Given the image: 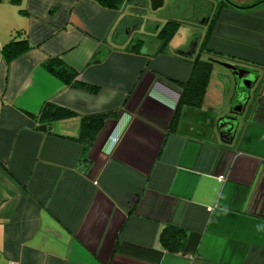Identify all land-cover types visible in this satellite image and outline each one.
<instances>
[{"label":"crops","instance_id":"obj_1","mask_svg":"<svg viewBox=\"0 0 264 264\" xmlns=\"http://www.w3.org/2000/svg\"><path fill=\"white\" fill-rule=\"evenodd\" d=\"M189 2V21L204 23L195 47L151 55L133 36L144 0L0 1V50L17 31L32 46L10 62L0 53L2 264H264V0ZM205 38L260 83L241 98L231 72L223 106L184 105L173 126ZM54 56L98 90L51 73ZM46 103L74 114L45 127ZM108 109L85 150L82 116ZM167 225L186 231L182 250L162 248Z\"/></svg>","mask_w":264,"mask_h":264},{"label":"trees","instance_id":"obj_2","mask_svg":"<svg viewBox=\"0 0 264 264\" xmlns=\"http://www.w3.org/2000/svg\"><path fill=\"white\" fill-rule=\"evenodd\" d=\"M10 1L19 2L20 0ZM99 1L106 6H116L120 0ZM180 24L181 22L179 21L168 20L162 25L157 34L158 37H162L165 41L163 48L167 44L168 38H170L171 35L173 36V34L178 30ZM19 33L20 31H17L15 36L5 43L0 50V53L3 54L8 62L22 55L32 47L29 43L28 37L25 35L19 36ZM163 48L161 51H163ZM205 53L213 54V57L217 58V56L213 53V49L208 47L206 38L202 41L199 52H197V54L193 56L191 60H189L192 63L190 75L186 80L180 81L182 85V92L178 101L177 109L174 113L173 126H175L180 115L181 108L184 105L199 107L203 103L204 95L206 93L207 85L210 79V73L213 69V65L215 64L214 60H211L210 58L208 59V57L204 58L202 56ZM43 65L46 69H48L51 73L59 77L68 85L84 90H98L97 86L81 80L77 71L67 65L58 56L46 59L43 62ZM116 113V109H108L82 116L80 132L74 138L82 142L86 150L94 144L97 135L103 128L105 120L108 117L115 116ZM73 114L74 111L71 109L60 107L52 103H46L41 111L40 119L43 122V126L46 127L55 120L63 119ZM186 236V231H184L182 228L173 225H167L161 233L162 248L170 252L180 251L184 248Z\"/></svg>","mask_w":264,"mask_h":264},{"label":"rangeland","instance_id":"obj_3","mask_svg":"<svg viewBox=\"0 0 264 264\" xmlns=\"http://www.w3.org/2000/svg\"><path fill=\"white\" fill-rule=\"evenodd\" d=\"M190 3L191 2H189V0H166L165 4L162 7L158 8L157 10H151L150 7H147L144 9V14L142 15V17L144 18L142 29L140 33L133 34V36L136 39V42L140 39L138 42H140L143 52L151 54V55H155L158 52L159 53H163L165 51L172 52L176 50V48H178L182 44L183 45L191 44L193 48L195 47L197 38L204 27L203 25L204 23L202 22L197 23V20H196V23H194L195 21L193 22L189 21L190 20L189 12L192 9L191 5L189 6ZM188 6L190 8H188ZM178 10H179L178 17L181 16L180 19L176 17V15L178 14ZM156 20L162 23L165 20L167 21L176 20V21L181 22V24L178 27V30L173 34V36L171 35V37L168 38L167 44L165 45L164 48H163V45L165 41L163 40V38L154 37V35L149 30V28L152 27V24ZM189 28H192V29L196 28V30L192 31L191 29V32H190ZM162 48H163V51H161ZM249 60L256 62L252 58H250ZM236 77H237V82L240 83L239 85H241L240 87L242 89L241 90L240 87L238 88V94L241 96V98L244 96V93L253 94V92L257 90L258 85L260 83L259 81L261 80L259 79V74L257 71H255V69L254 71L250 72L248 75H246V77L242 79L239 76H236ZM232 78L233 77L231 75V71L228 68H225L221 66L220 64L215 63L210 73V79H209L207 89H206V93H207L208 87L210 85L211 92L210 94L209 92L208 94L205 93L202 104L206 105L210 102H213V104L215 105L219 104L223 106L225 102L223 101L222 97H225V98L228 97V93L225 90L224 85L226 87L230 85V87L234 88V84H233L234 82ZM245 80H251L255 82V86L246 92L244 91L245 86H246ZM220 94L221 95L224 94V95L219 100L218 98ZM210 96L212 99H216V100L210 99Z\"/></svg>","mask_w":264,"mask_h":264},{"label":"water","instance_id":"obj_4","mask_svg":"<svg viewBox=\"0 0 264 264\" xmlns=\"http://www.w3.org/2000/svg\"><path fill=\"white\" fill-rule=\"evenodd\" d=\"M146 1V5L144 7V4L140 5L141 7H144L147 8V7H150L151 10H157L158 8L162 7L164 4H165V1L166 0H144ZM143 22V20H141ZM142 24V23H141ZM188 53V52H187ZM190 53V52H189ZM211 59V60H214L215 62L225 66L226 68H228L234 75L236 76H239L241 79L243 77H246L247 74L250 73L251 69L249 67H246V66H237L231 62H227V61H221L219 59H216L214 57H208V59ZM250 81V80H249ZM249 81L248 80H245V84H247L248 86H250L249 84ZM251 94V93H250ZM249 100V99H248ZM248 100H246L244 103H242L241 105H238L237 107L235 106L233 108V110H231V113L234 114V115H240L243 113V111L245 110L246 106L248 105ZM228 118H233V115L231 117L228 116ZM224 126H222L223 128L224 127H227V125H230L231 127L228 128V133H231L232 131V128H233V123L232 122H225L223 123ZM228 134V135H230ZM232 137V136H231Z\"/></svg>","mask_w":264,"mask_h":264},{"label":"flooded vegetation","instance_id":"obj_5","mask_svg":"<svg viewBox=\"0 0 264 264\" xmlns=\"http://www.w3.org/2000/svg\"><path fill=\"white\" fill-rule=\"evenodd\" d=\"M134 27H136V24L132 26V28H134ZM252 71H254V70L251 69L250 72H252ZM247 75H248V74H247ZM248 81H249V80H248ZM253 83H254V82L250 80V81H249L250 86H248L247 84H245L246 86L244 85V86H245V90H244V91L246 92V91H249V89L253 88ZM240 89H241V87H240ZM241 90H242V89H241ZM249 94H250V93H249ZM249 94H245V93H244L245 98H246V96H248ZM229 122H230V121H229ZM234 122H235V121H234ZM234 122H233V123H234ZM232 125L234 126V124H232ZM230 127H231V126H230ZM229 134H230V133H229Z\"/></svg>","mask_w":264,"mask_h":264},{"label":"built area","instance_id":"obj_6","mask_svg":"<svg viewBox=\"0 0 264 264\" xmlns=\"http://www.w3.org/2000/svg\"><path fill=\"white\" fill-rule=\"evenodd\" d=\"M0 264H2V262L0 261Z\"/></svg>","mask_w":264,"mask_h":264}]
</instances>
